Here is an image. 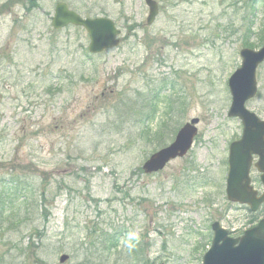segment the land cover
Listing matches in <instances>:
<instances>
[{
    "label": "rangeland",
    "instance_id": "obj_1",
    "mask_svg": "<svg viewBox=\"0 0 264 264\" xmlns=\"http://www.w3.org/2000/svg\"><path fill=\"white\" fill-rule=\"evenodd\" d=\"M9 1L0 0L10 6L0 14V192L12 178L24 181L10 192L15 205L23 186L29 203L47 192V218L33 209L21 225L4 222L0 264H60L61 255L63 264H201L210 223L247 227L248 212L224 192L228 142L240 130L227 118V79L246 44L264 45V0H154L151 26L144 0ZM60 2L83 17H109L120 45L89 55L84 30H53ZM256 80L246 108L264 119V63ZM192 118L199 124L188 154L144 174L150 154ZM163 124L158 146L151 136Z\"/></svg>",
    "mask_w": 264,
    "mask_h": 264
},
{
    "label": "water",
    "instance_id": "obj_2",
    "mask_svg": "<svg viewBox=\"0 0 264 264\" xmlns=\"http://www.w3.org/2000/svg\"><path fill=\"white\" fill-rule=\"evenodd\" d=\"M250 1V0H248ZM149 8L147 24L150 25L158 13V8L152 0H146ZM81 26L86 29L91 53H100L118 45L116 36L119 34L112 21L104 18L81 19L66 5L58 4L52 19L53 28L67 25ZM241 67L228 80V88L232 98L228 117L238 118L243 126L241 139L230 146L229 174L227 178L226 197L228 201L247 204L252 212L264 202V194L256 198V193L250 186L249 170L252 157L258 158L255 167L260 173V180L264 186V120L245 109V103L252 99L257 91L255 71L264 61V46L259 51L244 49L240 51ZM197 120L183 126L177 133L174 142L168 147L154 153L144 164L143 170L151 174L162 170L172 159L183 157L191 148L196 135L194 125ZM214 239L211 248L204 254L202 264H264V221L244 233L237 240L228 238L227 232L213 225ZM67 256L60 257V263L67 260Z\"/></svg>",
    "mask_w": 264,
    "mask_h": 264
},
{
    "label": "trees",
    "instance_id": "obj_3",
    "mask_svg": "<svg viewBox=\"0 0 264 264\" xmlns=\"http://www.w3.org/2000/svg\"><path fill=\"white\" fill-rule=\"evenodd\" d=\"M247 5H248V7H250V4H247ZM244 47H250V45L246 44ZM149 99H151V97ZM131 114H132V116H134V115L137 114V111L136 110H132ZM151 118L152 117L149 116L147 118L148 121L151 120ZM148 121H147V123H148ZM163 127L164 128L162 129V132H160V130H158V132H155V134L151 136V138H153V141H156L158 146L159 145L161 146L164 143L165 139H163V138L166 136V134L168 132L167 130H165V127H167V126L163 124ZM23 184H24V181L23 182L20 181V180L18 181V180L13 179V178L11 180H8V181L4 182V186H5V189H7V191L2 189V193L5 195V199L4 200H0V231L2 229H4V226H5V225L3 226L4 222H6L7 223L6 225L9 226V227L13 226V221H15L16 223L20 224L21 223L20 219L22 217L24 218V216H26L29 211L32 212L33 209H35L37 216L39 215V217L42 220L44 219V221H46L47 215H46V209H44V205H45V202H46L47 192H42V193L35 192V194L33 193V191L29 192L30 195L33 193L31 196L34 198L33 201H31L29 203L30 197L28 198V196L26 194L27 187L23 186L21 191L18 193L21 196L19 198H16L18 203L15 205V203H13V201L15 202V200H11L10 199V197H9L10 192L12 190H14V192L17 193V191L19 190V187H22ZM4 208H6L8 210H11L9 212L11 214L7 215V217H3L2 209H4ZM9 227H6L5 230L9 231V229H10ZM1 235L2 234L0 233V236ZM6 239H7V241H9V238H6ZM29 243H32L31 239H30ZM132 243H133L132 249L129 251V256H130L129 259H131V261H133V262H137V261L140 260L139 257H140V254H141V251H139L140 249H137V245H139L138 244L139 242L133 240ZM13 247L15 248V250L18 249L17 246H13ZM27 247H29V245ZM115 247H116L115 246V242L111 241L110 242V246L107 248L106 252L110 253L111 250L113 248H115ZM21 250L25 252V250H23V249H21ZM100 254L102 255V253H100ZM94 259H98V258H94Z\"/></svg>",
    "mask_w": 264,
    "mask_h": 264
},
{
    "label": "flooded vegetation",
    "instance_id": "obj_4",
    "mask_svg": "<svg viewBox=\"0 0 264 264\" xmlns=\"http://www.w3.org/2000/svg\"><path fill=\"white\" fill-rule=\"evenodd\" d=\"M233 120H236L238 122V125L240 127V130H239V133L238 135L236 136L235 139L231 140L228 142V148H227V156H226V172L228 173V170H229V167H228V155H229V147H230V144L237 141L239 138H240V135H241V132H242V126L240 124V122L237 120V119H233ZM215 143H213L214 145ZM256 157H253L252 159V165H251V168H250V172H249V177H250V180H251V185L254 189L255 192H257V196L261 195L263 192H264V189L261 185V182H260V175L258 174L257 170L255 169V162H256ZM211 169V167H208L207 170ZM227 175V174H226ZM244 208V210H248L247 207L245 206H242V209ZM260 214H264V205H262L259 210L257 211V213L253 214L252 216L255 218L256 215H260ZM250 219V218H249ZM259 219H262L261 216L259 217ZM254 219H250L248 220L250 223L247 225L248 227H250L253 223H251V221H253ZM263 220H264V217H263ZM216 222V221H215ZM217 222H219L221 224V220H217ZM212 226V224L210 225ZM221 226L224 228V229H229V227L227 228L226 226L222 225ZM207 231V238H209L211 236V232L210 230H206ZM243 232L240 233V231L238 230H235V231H229V236L232 237V238H237V237H240V235H242ZM212 238V236H211Z\"/></svg>",
    "mask_w": 264,
    "mask_h": 264
}]
</instances>
